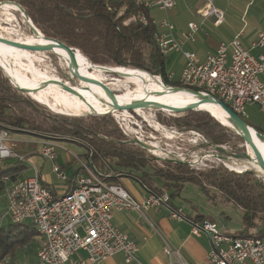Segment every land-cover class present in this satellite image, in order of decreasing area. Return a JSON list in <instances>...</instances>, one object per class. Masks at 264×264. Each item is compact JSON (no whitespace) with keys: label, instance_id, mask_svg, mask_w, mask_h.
<instances>
[{"label":"built area","instance_id":"1","mask_svg":"<svg viewBox=\"0 0 264 264\" xmlns=\"http://www.w3.org/2000/svg\"><path fill=\"white\" fill-rule=\"evenodd\" d=\"M198 13L205 21L215 17L214 24L220 25L225 13L213 0H204ZM145 6H156L169 10L176 5V0L145 1ZM143 24L153 23L166 31L155 33L156 42L163 55L169 56L181 52L185 63L177 80L180 87L203 91L223 101L243 118L247 117V107L258 105L264 114V53L253 54L252 49H264V30L258 32L248 48L243 43V30L232 40L222 41L213 54L200 58L195 52L185 50L184 45L195 40L201 26L196 22L188 24L189 30L181 37L173 35L174 26L169 21L156 22L145 14H138ZM170 80L175 78L173 71H168ZM173 86V85H171ZM8 127L0 126V164L7 160L20 163L29 161L28 157L15 149L16 143L10 137ZM136 139L143 141L136 132ZM49 138V137H48ZM72 140V139H69ZM78 142L79 140H72ZM84 145V144H82ZM85 157H80L67 150L79 164V171L71 179L58 165L56 149L59 141L46 139L42 142L41 154L54 162L53 171L59 179L70 184V188L61 195L43 183L37 172L35 176L13 180L4 174L1 178L7 199V211L2 217H9L14 223H32L39 234L45 238L38 250L37 264H99L107 258L122 253L125 261H138V244L113 223L115 210H135L143 213L149 207L169 202L167 192L157 194L143 184L148 192L144 201L134 199L121 183L110 181L119 178L122 173L112 169L109 161L98 155L91 145H84ZM103 161L105 167L96 166L95 157ZM172 217L183 218L181 210L173 211ZM192 234L209 236L211 249L208 253L209 264H239L251 260L254 264H264V235L237 236L223 231L217 223L210 220L192 222ZM87 252V258L74 259L78 251ZM165 253L177 258V252L169 245ZM8 259L0 261L6 264ZM181 264H186L180 261Z\"/></svg>","mask_w":264,"mask_h":264},{"label":"trees","instance_id":"2","mask_svg":"<svg viewBox=\"0 0 264 264\" xmlns=\"http://www.w3.org/2000/svg\"><path fill=\"white\" fill-rule=\"evenodd\" d=\"M10 1H15L24 7L34 25L42 32L43 36L45 35L42 39L43 43H55L46 38L53 37L70 46L78 47L96 63L118 66L131 73L129 74L121 68H115L114 71L120 73L118 77L123 79L125 76L140 78L146 76L160 78L161 76L166 84L180 86L177 80H170L168 77L167 56L162 54L156 42L157 27L155 24L145 25L135 19L140 13L148 15V9L138 0ZM56 49L60 52L59 48ZM73 57L79 67L78 71H74L79 75L94 71L85 70L86 62L77 52ZM72 88L79 89L78 86H72ZM28 94L40 103L48 102L29 92ZM24 95L23 91L10 83L0 69V126H7L14 131L19 130L34 135L44 131H54L74 136H85L104 158L111 155L113 159H116L114 163L109 161L114 171L120 172L122 175L131 170L141 171L140 175L135 173L134 175L143 184L157 194L171 191L170 198L179 194L185 183H194L200 187L206 198L212 203L232 202L242 208L243 229L235 235H264V181L258 180L254 172L239 173L223 167L197 169L189 167L188 164L180 160L163 159L161 161L167 165V168L152 166L155 169L152 175L147 167L148 161L143 156L144 154L129 147V143L132 142L115 139L114 135L118 131L103 124H107L111 120L110 116L99 117V121L92 123L83 118H68L49 114L41 109V105ZM49 103L54 108H62L67 112H110L84 109L68 103ZM144 103L151 106L150 102L145 101ZM175 118L174 120L179 126L204 133L209 138L210 144L214 145L220 153L232 154L227 150L223 152L218 146L226 143L229 135L244 143L241 136L232 129L221 125L208 111L189 109L177 112ZM160 119L165 122L164 118L160 117ZM244 119L246 120V118ZM250 125L256 128V126ZM256 129L264 134L263 129L259 127ZM139 146L141 145L139 144ZM19 168L21 167L16 164L0 166V192L5 188L1 181L2 176L8 174L15 180L18 177ZM154 175L161 178L163 187H159V181H156ZM35 234L36 229L32 223L13 222L0 227V261L6 256H15L17 251Z\"/></svg>","mask_w":264,"mask_h":264},{"label":"crops","instance_id":"3","mask_svg":"<svg viewBox=\"0 0 264 264\" xmlns=\"http://www.w3.org/2000/svg\"><path fill=\"white\" fill-rule=\"evenodd\" d=\"M145 1L151 2L155 0H138V2L142 3L144 6ZM180 1L181 6L178 0H176V5L169 10H162L156 6H145L148 9V15L146 16L150 20L159 23L165 20L169 21L172 26H174L168 13L173 11V13L177 15L178 12H186L190 19L188 20L186 27L180 28L179 31H176V27L174 26L173 35L176 37H179V34L187 32L189 30L188 24L190 22H197L195 19L199 18L197 24L201 26V29L196 33V39L185 43L184 47L190 43V49L186 50L195 52L202 59L208 54L215 53L217 47L222 41L232 40L241 30H243L244 33L242 36L243 43L249 48L253 39L257 37L258 32L264 30V0H228L227 6H225L222 1H217L218 5L216 4V6L224 11L225 18L227 17V14H229V25L226 24L225 19L222 24L215 25V17L213 16L203 21L198 10L204 5L205 1H203L202 5H198L199 2H196V0ZM234 5L238 7L237 10H239V13L231 14L229 6ZM254 5H256V9L252 13V18L250 21H246L244 14L247 9L250 11V7ZM159 13H165L166 17L159 18ZM155 26L157 27V25ZM158 31L164 32L166 29H160L157 27L156 32ZM251 51L256 55L264 53V49H252ZM261 79L264 82V73L262 74ZM34 136L38 143L37 150H33L32 147H30L28 149H23L22 151L19 150V142L25 141L28 138H18V136H16V138L13 137V140L16 143L15 149L18 153L28 157L29 161L20 163L17 160H7L0 164V166H6L8 164H16L20 166L21 168H19L20 170L18 171L17 179L32 177L38 172L41 181L49 185L56 195H61L70 188V184L63 182L58 178L53 171L54 162L43 157L40 152L42 142L50 138L44 134ZM59 145L61 147L56 149L57 159L55 162L65 170L67 176L71 179L79 171V164L74 156L67 150L77 156L85 157L86 148L84 145L69 139L64 140V142L59 141ZM68 146H73V148L71 147V149ZM48 161L51 163V171L55 174L58 180L52 181L43 177L44 174H47V177L49 174V172L45 173ZM95 161L96 166L99 168L105 167L103 161H101L99 157L95 158ZM110 181L121 183L123 187L130 192L134 199L139 202L144 201L148 195V192L143 187V183L131 171L124 172L119 178H112ZM158 184L159 187H163V182H158ZM188 184H190V182L185 183L183 189H185ZM182 191L179 194L172 196L169 202L149 207L143 213L135 210H115L113 213L114 225L121 231L127 233L140 248L138 252V261L127 263L125 261V256L122 253H118L103 260L99 264H181L180 261H183L186 264H209L208 253L211 249V240L209 236L204 233L199 236L192 234V222L210 220L217 223L223 231L236 234L243 229V210L232 202H219L214 204L208 200L213 209L210 210L209 213H201L194 206L190 208L189 196L180 198ZM165 192L169 195L171 194V191ZM179 210H181L183 218L172 217V212ZM5 220H8L9 222L3 223ZM9 223H13L9 217H2L0 220V227L7 226ZM27 224L29 223L27 222ZM44 242L45 238L36 230L34 237L21 247L15 256H6L4 258L9 261L6 264H37V253ZM166 245H169L177 252L178 259L171 258L165 253L164 249ZM73 258L76 260H84L87 258V252L80 250ZM239 264L254 263L251 260H245Z\"/></svg>","mask_w":264,"mask_h":264},{"label":"rangeland","instance_id":"4","mask_svg":"<svg viewBox=\"0 0 264 264\" xmlns=\"http://www.w3.org/2000/svg\"><path fill=\"white\" fill-rule=\"evenodd\" d=\"M3 1L5 2V1H10V0H0V2H3ZM203 1L204 0H200V1L196 0V2H199L198 5H202ZM217 1H222V3L225 6L228 5V0H214L215 5L217 4ZM178 2L179 4L181 3L180 0H178ZM15 6L19 8L17 5ZM237 8L238 7L236 5L229 6V9H230L229 11L231 12V14L239 13L238 12L239 10H237ZM255 9H256V5L250 7V11L247 9V11L244 14V18L246 19V21L251 20L252 13L255 11ZM3 13L0 10V24L2 25V27L5 28V31L3 32L2 29H0V32H3L4 34L10 37L19 38L20 42H23L26 44H34V45H41V46L49 45V44L45 45V43L42 42V39L44 38V36L41 31L39 32V34L33 33L29 24L27 23L26 19L21 15V13L19 12L14 13L13 9H10V10L8 9V11L5 10L3 11ZM178 14L175 15L173 11L172 12L170 11L168 13V16L171 22H173L174 26L176 27V31H179L180 28L186 27L187 22L190 19V17L186 14V12H178ZM228 15L229 14H227V17L225 18L227 25H229L230 23L228 21ZM158 17L159 18L166 17V14L159 13ZM195 21L198 22L199 18L195 19ZM182 34H179L178 36L181 37ZM184 48L185 50L190 49V43H188ZM13 50L17 56L23 52H28L31 55L36 54L38 57L36 58L34 63L35 65H38L39 68L41 69L39 71L40 76H43V78L45 79V83L53 87L55 90H63V91L66 90L59 83H57L58 81H62L71 87L78 86L79 89H75V90H77L79 94L85 95L90 98L97 95L95 92L96 90H99L97 88H101L102 91L107 92L109 95H112V93L109 90H111L115 94H120V93H125V92H135V93L137 92V86L134 85L136 81L129 80V78H132V77L128 76V77H125V79H123V78L118 77V75L117 76L108 75L109 71L107 70H104L101 68L95 69L91 65L85 64V70L87 71L94 70L93 73L91 74L92 75L95 74V76H90V77L99 83V85H94L89 81L90 86H88L87 88L89 92L88 94L85 92V90H83V87H82L83 85L81 83V75L85 76L86 74L81 73L79 75L76 71H74V68L71 62L69 61L68 55L62 54V52H59L57 49H55L53 53L34 52V51H30V50H26L22 48H16V47H14ZM76 52L80 56L81 55L83 56L82 58L86 63L89 62L90 64H92L89 61V59L85 55H83L80 51H76ZM183 58L184 57L181 52H174L171 55L167 56L166 67L168 71H173L175 73V78L173 80L177 79L181 73V70L185 63V59ZM107 66L111 67V65H107ZM112 67L121 68L118 66H112ZM0 69L2 70L4 75L8 78L10 83L13 86H15L12 83L13 79L11 81L10 78L8 77V74L1 67ZM75 75H78L79 78L76 77ZM133 77H136V76H133ZM26 78H28V75ZM261 78H262V75H261ZM53 82L57 84L59 89L52 86L51 83ZM26 84L29 85L30 83L27 82ZM152 85L155 88H160L163 90V92H160L154 95V97L158 98L159 101H162V102L165 101V102H168L170 105H175V106L182 104L180 100H177L167 95V93H165L164 89L161 88L158 83L152 82ZM24 94H25L24 96L31 98L33 101L41 105L42 106L41 109H44L49 114H54L58 116L68 117V118H83V119H86V121H90L92 123H96L97 121H99V117L110 116L111 120L107 124L106 123H103V124L106 125L108 128H115L118 131L117 134L114 135V137H116L115 139L119 138L121 141H124V142L125 141L132 142V143H129V147L135 150L141 151L142 154H144L143 156L148 161L147 167L150 170L149 172L152 173V175L154 174V171H155V169H153L152 166L155 168L156 167L158 168L166 167L167 168V165L163 163V161H161L163 159H166V160H180L188 164L189 167L191 166L197 169H210L212 167H216V168L223 167L227 170L239 172V173L244 172V171H252L255 173V177L258 178V180L262 179L264 181V176L262 175V171H259V169H256L250 160L230 156L229 153L227 154L220 153L214 145L210 144L209 138L201 131L186 128L185 126H179L176 120H174L176 119L175 116L177 112H170V110H172L170 108H167L161 105H158V107H151V108L149 106L148 108H143L140 106L139 110L137 111V109L127 110L126 109L127 106L126 107L121 106L124 109V111L125 110L127 111L126 115H128V116H123L121 114H118V112L114 110V107L119 109L118 106L106 105V108L111 109L115 114L109 113V112H106L104 114H98L95 112H69L68 114H61V113L51 110L47 105L38 102L35 98L30 96L28 93L24 92ZM69 100H75L76 102L88 104V102L84 100H81V99L79 100L71 96H69ZM144 102L145 101H141L139 103L144 105L146 104ZM146 102H150L151 104L155 103V101L151 98H149ZM99 103L100 101H97L96 103L91 102V104H99ZM193 110H199V109H193ZM204 111H208L215 119H217L216 115L211 110L204 109ZM246 112H247L246 120L250 124L256 126V128L259 127L264 130V114L260 111L259 106L255 104L249 105L247 107ZM160 117L164 118L165 122L162 121ZM219 120L220 119L218 118L217 121ZM219 122L221 123V121ZM221 125L223 124L221 123ZM137 131H138V135L141 136V138L143 139V142L148 144L149 146L148 149H144L141 146H139V144L134 142V140L136 139L135 135ZM39 134L47 135L50 138V140H56V141H62V142L68 139L79 140L80 144L91 145L92 147H94V145H92V142L87 137L82 136V135L74 136L69 133L54 132V131H44ZM16 136H18V138H25V137L28 138L25 141L19 142V150L22 151L23 149H28L30 147H32L33 150H37L38 143L35 139L34 134L26 133V132L19 131V130L14 131L11 129L10 137L14 139L13 137L16 138ZM218 146L224 148L228 152L237 153V154H243L246 149L243 141H240L236 139L234 136H230V135L228 136L226 143L219 144ZM71 147L73 148V146H70L69 148ZM155 150H157L158 152ZM98 155H101L103 157V155L100 153H98ZM105 158L107 161H112L113 163L116 160V159H113L111 155ZM48 172H49L48 177H47V174H44L43 176L45 179L52 180V181L58 180L55 174L51 171L50 161H48L47 163V168H46L45 173H48ZM131 172L138 174V175L141 174V171L139 172L137 170H133V171L131 170ZM154 177L156 181H159L160 183L163 182L161 178L155 175ZM187 196L190 197L189 199L190 208L194 206L201 213H209L210 210L213 209V207L210 205V202L206 198V195L203 193L200 187L197 186L196 184L190 183L186 186L185 189H183L182 195L180 198L182 197L185 198ZM219 205H223V204H219ZM7 206L8 205H7V199L5 196V192L2 191L0 192V217L3 214H5V212L7 211ZM8 222H9L8 220L3 221V223H8Z\"/></svg>","mask_w":264,"mask_h":264},{"label":"bare ground","instance_id":"5","mask_svg":"<svg viewBox=\"0 0 264 264\" xmlns=\"http://www.w3.org/2000/svg\"><path fill=\"white\" fill-rule=\"evenodd\" d=\"M8 9L9 10L13 9L14 13H18V12L21 13V15L26 19L27 23L29 24V21L24 16V13L22 12V10L17 8L14 4L5 2V3H2L0 5V10L2 11V13L5 10L8 11ZM0 29H2L3 32L5 31V28L2 27L1 24H0ZM3 32H0V36L19 41V38L7 36ZM54 44L55 43L52 42L49 45H54ZM45 45H47V44H45ZM49 45H47V46H49ZM14 47L15 46L0 42V65L3 67V70L8 74V76L11 79H13V81L18 86L20 85L22 88L28 89L29 93L43 99L44 101H48V102H42V103L47 105L51 110L58 112V113H61V114H68L69 112L63 110L62 108H54L49 102L68 103V104H72L74 106L84 108V109L107 110V111H110L109 113L112 112L113 114H115V113L111 109L106 108V105L124 106V107L135 106V109H137V111H138L139 107L141 106V104L139 102L147 101L149 98L153 99L155 102H161L162 104L164 103L163 106L170 108V109H173V107L182 108V107L194 104L195 102H198V104H200V100H198V96H196L193 93L188 92L186 90H181V91L175 92V93L164 90L165 93H167V95H169V96H171L177 100H180L182 103H184L182 105H176L175 106V105H170L168 102H165V101H163V102L159 101L158 98L154 97V95L157 93L163 92V90L160 88L153 87L152 82L158 83L160 85V87L163 89H165V85H164L163 81L161 80V78L150 77V76H146L144 78H140L138 76L129 78V80H131V81L132 80L136 81V83L134 84L135 86H137V92L136 93L135 92H125V93L115 94V96H112V95H109L107 92L102 91L101 88H97V89H99V90L95 91L97 95L90 98V97H87L85 95H82V94L78 95L77 93L70 92L67 90H65V91L55 90L53 87H51L50 85H47L45 83V79L43 78V76H40L39 71L41 69L39 68L38 65H35V63H34L38 56L36 54L31 55L28 52H23L17 56L13 50ZM16 48H18V47H16ZM59 49H60V52H62V54L68 55L69 61L71 62L74 70L78 71L79 67H78L76 59L72 55H69V53L66 50H64L62 48H59ZM81 57H83V56L81 55ZM86 64L91 65L94 68L98 67V66H94L93 64H90L89 62ZM105 70L111 72L112 70H115V68L109 67V68H106ZM126 72L129 73L128 71H126ZM92 73H93V71H92ZM84 74H86V75L85 76L81 75V83L83 85L82 86L83 90H85V92L89 94V92L87 90L88 86H90L89 81L94 85H99V83L90 77V76H95V74H93V75L91 73H84ZM27 75H28V78H26ZM125 77H128V76H125ZM140 79H142V80H140ZM27 82L30 84L29 85L26 84ZM51 84H52V86L59 89V87L57 86L56 83L53 82ZM69 96L77 98L79 100L80 99L84 100V101L88 102V104L76 102L75 100H69ZM97 101H100V103L99 104H91V102L96 103ZM149 107L150 108L151 107H158V105L156 103H154V104H151V106H149ZM200 108L211 110L216 115V118H219L225 124L233 127L229 123L226 113L224 112V110L220 106L213 104V103H210V102L209 103L206 102V103L201 104ZM114 110L116 112H118V114H121L123 116H128V115H126L127 111L126 110L124 111V109L120 110V109H117L114 107ZM139 112H141V111H139ZM98 114H104V113H98ZM254 140H255L256 144L258 145L259 149L264 154V140L262 141L258 136L254 137ZM155 151H157V150H155ZM250 161L256 169H259V171H261V169L256 164L254 159H252Z\"/></svg>","mask_w":264,"mask_h":264},{"label":"water","instance_id":"6","mask_svg":"<svg viewBox=\"0 0 264 264\" xmlns=\"http://www.w3.org/2000/svg\"><path fill=\"white\" fill-rule=\"evenodd\" d=\"M8 3H12L17 5L22 12L24 13V16L28 19L29 21V25L31 30L33 31L34 34H39L40 30L34 25L32 19L29 17V15L26 13L24 7L22 5H20L19 3L15 2V1H5ZM5 2H0V5L2 3ZM45 36V35H44ZM49 40H53L55 42L54 45H49V46H41V45H34V44H26L23 42H19L17 40H12L9 38H5L0 36V42L2 43H6L18 48H22V49H26V50H30V51H34V52H51L53 53L54 50L56 48H62L64 50H66L70 55L74 56L76 54V51H81L91 62L94 66H98L97 68H101V69H106L109 68V66L107 65H102L99 63L94 62L90 57H88L80 48L78 47H74V46H70L67 43L57 39V38H53V37H46ZM0 67L3 69V67L0 65ZM122 67H127V66H122ZM110 68H113L112 66ZM136 68V67H133ZM140 69V68H139ZM108 75H120L119 72H115L114 70H112L111 72L109 71ZM76 77L79 78L78 75H75ZM160 76V75H159ZM9 77V76H8ZM10 78V77H9ZM161 78V76H160ZM163 78H161L162 80ZM10 80L12 81V79L10 78ZM164 85H165V91H170V92H179L181 90H186L188 92L193 93L194 95L198 96V100H200V104H198V102H195L194 104H191L189 106L186 107H173L172 110H170V112H182V111H186V110H193V109H201L204 110L202 108H200V105L206 102H210L213 104H216L218 106H220L224 112L227 115L228 121L229 123L234 127L228 126L226 124H224L221 120V123L225 126H227L228 128L232 129L236 134H238L239 136H241L244 140V146H245V152L243 154H237V153H232L230 156H234L237 158H243V159H247V160H252L254 159L256 164L259 166V168L262 171V175L264 176V154L262 153V151L259 149L258 145L256 144L254 137L258 136L262 141L264 140V134L262 132H260L259 130H257L256 128H254L253 126H251L242 116L238 115L231 107L230 105L228 106L226 103H224L223 101L217 99L214 96L208 95L206 93H204L203 91H197L194 89H189L188 88H184V87H180V86H171L168 85L164 82V80H162ZM13 83V81H12ZM57 83H59L64 89L70 91V92H74L77 93L78 95L79 92L77 90H75L74 88H72L71 86H68L67 84H65L62 81H58ZM15 85L16 88H18L19 90L28 93L29 90L19 87L17 86L15 83H13ZM113 96H115V93L112 92L111 90H109ZM157 105H164V103L162 104L161 102H155ZM148 104H141V107L143 108H148L147 106ZM119 109H123L121 106H118ZM127 110H135V106H127L126 107ZM218 119V118H217ZM135 143L140 144L141 146L148 148V144L135 139L134 140ZM220 149L223 152H226V150L222 147H220ZM183 162V161H181Z\"/></svg>","mask_w":264,"mask_h":264}]
</instances>
